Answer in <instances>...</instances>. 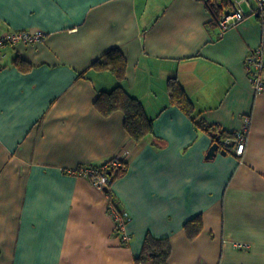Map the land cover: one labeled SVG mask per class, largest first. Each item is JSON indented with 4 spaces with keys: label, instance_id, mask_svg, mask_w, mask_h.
Returning a JSON list of instances; mask_svg holds the SVG:
<instances>
[{
    "label": "crops",
    "instance_id": "0c3cea01",
    "mask_svg": "<svg viewBox=\"0 0 264 264\" xmlns=\"http://www.w3.org/2000/svg\"><path fill=\"white\" fill-rule=\"evenodd\" d=\"M245 9L221 36L206 0H0V37L47 34L0 62V264H136L148 234L170 240L168 264H264V92L246 68L259 46L264 57V27ZM113 49L127 60L123 82L90 70ZM174 79L196 123L171 103ZM119 85L154 119L140 143L122 112L95 107ZM246 117L244 155L208 158L212 138L196 124L235 133ZM118 156L128 170L112 196L78 174ZM111 201L130 217L127 243Z\"/></svg>",
    "mask_w": 264,
    "mask_h": 264
},
{
    "label": "trees",
    "instance_id": "16d2710c",
    "mask_svg": "<svg viewBox=\"0 0 264 264\" xmlns=\"http://www.w3.org/2000/svg\"><path fill=\"white\" fill-rule=\"evenodd\" d=\"M233 0H206L207 9L212 13L217 23L227 8H231ZM17 66L22 71H28L31 66L26 65L22 59H17ZM95 72H109L114 75L119 82H123L126 76L127 60L119 49L106 52L101 58L96 60L90 67ZM170 99L173 105H177L182 111L196 123L194 115V104L185 94L177 80L169 83ZM96 109L104 117H110L116 112L125 115L124 127L127 133L136 143H140L148 137L154 135V119L145 110L143 103L132 97L123 86L119 85L110 92H102L95 102ZM198 130L208 134L212 138V145L218 144L221 150L227 153L234 152V144L224 147L223 140L234 139V133L222 131L217 125H210L205 122L196 124ZM127 165L119 168H109L106 175L110 180V185L106 192L112 196L114 183L127 174ZM185 230L190 239H195L203 230L200 216L189 221L185 225ZM172 254V246L168 238H155L148 234L143 242L140 255L136 258V264H168Z\"/></svg>",
    "mask_w": 264,
    "mask_h": 264
},
{
    "label": "built area",
    "instance_id": "2783aa9c",
    "mask_svg": "<svg viewBox=\"0 0 264 264\" xmlns=\"http://www.w3.org/2000/svg\"><path fill=\"white\" fill-rule=\"evenodd\" d=\"M246 4H249L251 6L252 14H256L260 17L261 23L264 27V0H233L231 8L223 13L218 21V26L221 30V36H223L229 30L236 28L246 19V17L248 16V13L245 9ZM46 38L47 34L42 30L13 31L8 35L1 36L0 62L4 57L3 51L6 49V47L18 44L34 45L36 43L43 42ZM246 68L250 75L254 91L257 94L263 93L264 57L262 46H259L258 48L250 52L246 59ZM250 121V117H246L243 129L239 132L234 133V139L226 138L222 143L224 147H228L234 144V152L239 157H242L246 151ZM124 161L125 159L123 157L118 156L104 162L99 166L83 167L78 170V174L84 178L89 179L98 190L106 192V189L110 185V180L106 175V171L109 168L122 167L124 165ZM109 211L114 217L117 231L123 234L122 241L124 243L129 242L130 237L127 232V227L130 222L129 215L124 211H119L113 204V201L110 202Z\"/></svg>",
    "mask_w": 264,
    "mask_h": 264
},
{
    "label": "water",
    "instance_id": "95a60500",
    "mask_svg": "<svg viewBox=\"0 0 264 264\" xmlns=\"http://www.w3.org/2000/svg\"><path fill=\"white\" fill-rule=\"evenodd\" d=\"M221 153L222 155H227V151L221 150L220 146L218 144H214L211 146L209 152H208V158L216 156L218 153Z\"/></svg>",
    "mask_w": 264,
    "mask_h": 264
}]
</instances>
